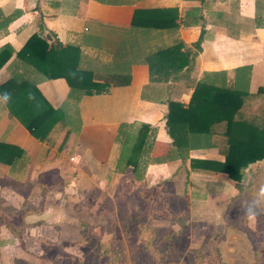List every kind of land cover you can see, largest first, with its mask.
<instances>
[{
	"label": "crops",
	"instance_id": "obj_1",
	"mask_svg": "<svg viewBox=\"0 0 264 264\" xmlns=\"http://www.w3.org/2000/svg\"><path fill=\"white\" fill-rule=\"evenodd\" d=\"M32 34L77 46L80 68L126 74L129 84L102 94L71 96L63 78H44L16 56ZM176 41L190 51L189 65L179 72L186 74L165 82L150 80L144 56ZM3 47L8 50L0 56V62L7 56L0 65V83L13 76L33 84L52 108H61L66 121L55 123L39 140L11 115L0 96V264H17L20 256L8 258L9 251L23 247L24 232L39 223L29 219L42 212L33 197L48 203L58 182L70 183V177L62 180L70 168L83 187L95 184L100 170L113 172V139L122 123L148 126L135 167L139 176L126 168L133 181L153 180L167 171L171 175L179 165L188 174L212 176L188 170V159L149 163V158L164 153L171 142L165 124L167 100L186 106L192 79L203 72H224L231 82L235 68L249 66V92L264 87V0H0ZM70 114L78 115L75 129L67 123ZM77 151L80 162L69 166V153ZM188 158L223 159L213 147L191 149ZM262 162L256 164L250 184ZM8 198L18 205L9 204Z\"/></svg>",
	"mask_w": 264,
	"mask_h": 264
},
{
	"label": "rangeland",
	"instance_id": "obj_2",
	"mask_svg": "<svg viewBox=\"0 0 264 264\" xmlns=\"http://www.w3.org/2000/svg\"><path fill=\"white\" fill-rule=\"evenodd\" d=\"M67 123L75 129L78 115ZM120 149L124 156L129 143ZM68 162H80L78 151ZM258 167L240 193L221 176L191 175L182 165L144 182L133 181L129 169L123 175L100 170L107 179L98 173L84 187L70 168L62 179L70 183L58 182L48 203L33 197L42 212L29 220L39 223L8 258L18 254L17 264H264V162Z\"/></svg>",
	"mask_w": 264,
	"mask_h": 264
},
{
	"label": "trees",
	"instance_id": "obj_3",
	"mask_svg": "<svg viewBox=\"0 0 264 264\" xmlns=\"http://www.w3.org/2000/svg\"><path fill=\"white\" fill-rule=\"evenodd\" d=\"M170 27L175 28V25ZM198 43L194 42L192 46L198 48ZM184 47L181 41H176L145 55L149 79L165 82L179 76L181 69L190 63V51ZM5 50L8 49H0V56ZM16 56L44 78H63L70 95L75 97L106 93L110 87L127 85L130 80L126 74H95L82 69L78 66L77 46L50 42L36 34L25 41ZM6 57L5 54L0 65ZM249 69V66L235 68L231 82H227L224 72H203L198 79H192V84L190 82L193 90L186 106L167 100L165 124L171 142L164 153L151 156L149 163L188 159V170L221 176L231 181L238 193L247 190L250 182L246 175L252 177L257 171L256 164L264 159V87L259 86L254 92H249ZM0 96L6 101L11 115L39 140L45 138L55 123H66L61 108H52L26 80L10 76L0 83ZM252 102L259 104L254 110L250 109ZM147 130V125L133 127L122 123L118 126L113 142H117L119 151L113 172L124 174L130 166L131 175L139 176L135 167ZM65 140L66 136L62 144ZM128 143L130 151L124 152L123 156L120 146ZM211 147L223 157L221 161L188 158L191 149ZM140 194L142 197L146 195L144 191Z\"/></svg>",
	"mask_w": 264,
	"mask_h": 264
}]
</instances>
